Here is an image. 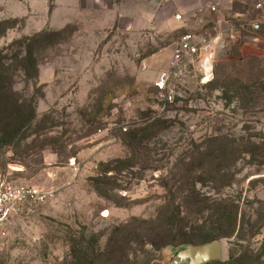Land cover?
<instances>
[{
    "label": "rangeland",
    "instance_id": "rangeland-1",
    "mask_svg": "<svg viewBox=\"0 0 264 264\" xmlns=\"http://www.w3.org/2000/svg\"><path fill=\"white\" fill-rule=\"evenodd\" d=\"M161 1L117 0L116 13L77 7L65 14L56 0H0L6 65H14L18 49L19 58L25 55L17 42L54 34L34 46L35 78L24 79L20 68L8 70L14 89L34 100L35 118L18 143L6 145L0 137V180L52 195L16 211L0 240V264H82L88 251L98 257L115 229L154 219L166 197L164 185L175 189L184 172L185 183L200 174L196 189L208 203L232 198L239 206L240 240H222V261L231 249L238 264L264 262V25L257 34L241 33L210 76L187 65L159 90L149 63L166 71L169 50L146 70L143 61L188 31L133 30L129 24L137 8L151 20ZM151 124L156 128L150 133ZM132 130L150 149L148 167L141 152L132 156L123 142ZM106 165L126 169L107 174L117 190L97 192L89 180ZM73 250L78 260H71ZM175 250L145 245L135 255L120 253L117 261L169 264ZM94 264L107 259L101 255Z\"/></svg>",
    "mask_w": 264,
    "mask_h": 264
},
{
    "label": "trees",
    "instance_id": "trees-1",
    "mask_svg": "<svg viewBox=\"0 0 264 264\" xmlns=\"http://www.w3.org/2000/svg\"><path fill=\"white\" fill-rule=\"evenodd\" d=\"M4 24L5 22H0V27ZM7 28L5 27V29ZM0 32V36H2L4 29ZM51 36H54L51 32H41L25 38L22 43L17 42L19 48L24 47L25 55L19 58L18 49L12 58L13 66L5 64L4 60L7 57L3 56L2 50H0V137H2L1 142L3 144L18 143L23 140L28 135V129L35 118L34 100L14 89L15 75H10L8 70L10 67L13 70L20 68V73L24 79L35 78L38 59L34 58L33 55L34 46H39L41 40ZM147 128L146 131L151 133L155 130L156 124H151ZM137 132L132 130L125 134L123 142H126V146L130 148L132 156H135V151L141 152L139 158L143 165L148 167L147 164L151 162L149 161L150 149L144 146ZM127 163L129 162H122L121 164L126 165ZM124 169L126 167L119 168L118 166L106 165L98 172V177L91 178L89 183L97 192L104 189L117 190L118 185H116L114 178L108 177L107 174H116ZM216 172L220 173L221 169ZM185 175L186 172L182 176H178L179 179H184V183L180 182L175 189L164 185L166 197H164V202L158 208L154 219H142L138 221L137 225L128 223L115 229L114 233L118 234L110 238L105 252L98 257L93 255L91 251L86 252L82 258V264H94L101 255L105 256L107 264H118L117 260L120 253L123 257L135 255L137 252H141L145 245H150L155 250H159L167 246L177 248L187 244L201 245L223 239L227 240L229 245L233 244L232 241H239L242 226L237 202L229 198L208 203V199L203 193L196 189V184L202 183L200 174L192 177L194 182L191 183H185ZM176 195L180 196L178 203L174 201ZM228 251L227 260L209 264H238L239 260H234L231 249ZM75 253L74 250L71 252L70 258L73 261L77 259Z\"/></svg>",
    "mask_w": 264,
    "mask_h": 264
},
{
    "label": "built area",
    "instance_id": "built-area-1",
    "mask_svg": "<svg viewBox=\"0 0 264 264\" xmlns=\"http://www.w3.org/2000/svg\"><path fill=\"white\" fill-rule=\"evenodd\" d=\"M248 6L245 19L235 23L224 34L219 33L204 39L193 33L181 35L173 44L168 69L157 72L155 87L165 90L170 79L182 73L186 66L191 64L196 65L204 77L210 76L213 64L227 53L229 45L241 40V33L257 34L262 29L264 0H249ZM175 18L181 20L180 15H176ZM51 195L49 191H44L35 185L0 180V240L20 206L42 204Z\"/></svg>",
    "mask_w": 264,
    "mask_h": 264
},
{
    "label": "crops",
    "instance_id": "crops-1",
    "mask_svg": "<svg viewBox=\"0 0 264 264\" xmlns=\"http://www.w3.org/2000/svg\"><path fill=\"white\" fill-rule=\"evenodd\" d=\"M43 1L46 5L47 0ZM248 2L249 0H162L152 11L151 20H145L144 14L148 12L145 9L133 10L135 16L131 19L129 27L133 30H144L148 27L155 32L163 33H170L179 27L188 33L197 32L196 35L204 39L215 34H224L235 23L242 21L243 10L246 6L249 8ZM59 4L63 6L65 14H69L70 10L76 11L77 7L81 11L95 14L118 12L117 0H56L57 7H60ZM176 15H180L181 20H176ZM173 44L165 43L162 49L145 58L144 70L147 69L146 64L166 50H169L171 58ZM153 62L149 64L154 67L155 72L165 71L158 70L156 63Z\"/></svg>",
    "mask_w": 264,
    "mask_h": 264
},
{
    "label": "water",
    "instance_id": "water-1",
    "mask_svg": "<svg viewBox=\"0 0 264 264\" xmlns=\"http://www.w3.org/2000/svg\"><path fill=\"white\" fill-rule=\"evenodd\" d=\"M223 241L216 240L201 245H182L175 250L169 264H209L222 261Z\"/></svg>",
    "mask_w": 264,
    "mask_h": 264
}]
</instances>
